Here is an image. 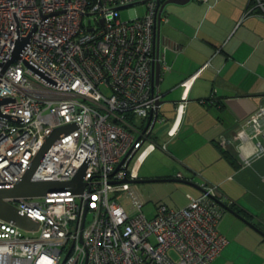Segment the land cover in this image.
<instances>
[{"label": "built area", "instance_id": "1", "mask_svg": "<svg viewBox=\"0 0 264 264\" xmlns=\"http://www.w3.org/2000/svg\"><path fill=\"white\" fill-rule=\"evenodd\" d=\"M162 2L0 0V187L23 177L58 128L31 179L68 181L84 168L79 193L8 199L38 227L0 219V264H212L227 245L217 184L204 182L198 194L186 193V205L158 204L147 216L123 181L137 179L144 159L168 146L153 132L166 121L154 79L157 63L167 67L155 47L156 22L166 18ZM138 3L146 6L142 16ZM125 7L130 14L122 19ZM17 45L19 57L8 63ZM191 78L181 82L168 137L177 131ZM253 119L264 121V104L247 122ZM253 138L252 149L264 152V126L252 136L243 129L230 136L245 161Z\"/></svg>", "mask_w": 264, "mask_h": 264}, {"label": "crops", "instance_id": "2", "mask_svg": "<svg viewBox=\"0 0 264 264\" xmlns=\"http://www.w3.org/2000/svg\"><path fill=\"white\" fill-rule=\"evenodd\" d=\"M259 1L264 3L171 2L178 6L169 4V15L160 23L167 66L159 80L165 130L175 119L181 82L192 78L175 135L161 131L172 159L146 166L148 155L137 179L176 181L184 193L177 207L188 202L186 193L198 194L202 183L219 186L223 200L232 202L228 207L245 220L225 209L219 230L228 243L212 264H264V152L252 149L253 138L244 146L245 161L230 140L237 130L252 136L264 126L262 120L247 122L264 104V6Z\"/></svg>", "mask_w": 264, "mask_h": 264}, {"label": "water", "instance_id": "3", "mask_svg": "<svg viewBox=\"0 0 264 264\" xmlns=\"http://www.w3.org/2000/svg\"><path fill=\"white\" fill-rule=\"evenodd\" d=\"M189 0H163V2L159 6V14L163 10L166 3L174 2L183 4L188 2ZM160 45V22L157 20L155 25V47L156 49ZM22 45H17L16 49L14 50V53L12 55V58L8 61L11 62L13 59H16L19 57V51ZM154 79L156 83H159L160 80V65L157 63L154 67ZM6 101V100H4ZM3 101H0V103ZM162 101H159V104H161ZM156 115V113H155ZM152 118V114H150L148 118V123ZM147 123V125H148ZM154 123V121H153ZM152 123V124H153ZM64 128H58L56 129L44 142V144L41 146L37 154L35 155L32 163L30 164L28 170L23 175V177L16 182L15 184H12L10 186H2L0 187V219L7 220V221H13L17 226L26 229V230H32L36 229L38 227V221L32 219L31 217L27 215L20 214L16 207L8 201V199L11 198H18V197H40L45 195H54V194H66V193H79L82 191L84 187L83 182V167H81L77 173L73 176L72 179L68 181H58V180H32L31 175L39 163L41 157L45 153L46 149L52 142V140L59 135V133ZM130 158H128L127 162ZM123 181H130V182H138V179L129 180L125 178ZM218 203L224 207V209L233 212L237 216L243 219L242 216L237 214L235 211H233L231 208L228 207V205L222 201H218ZM245 220V219H243ZM247 221V220H246ZM264 234V232H262Z\"/></svg>", "mask_w": 264, "mask_h": 264}, {"label": "rangeland", "instance_id": "4", "mask_svg": "<svg viewBox=\"0 0 264 264\" xmlns=\"http://www.w3.org/2000/svg\"><path fill=\"white\" fill-rule=\"evenodd\" d=\"M178 6L174 3H166L163 9V15H169V6ZM174 4V5H173ZM134 8L139 16H142L146 10V6L144 4L138 3L134 5ZM130 14V8H121L120 15L122 19H127ZM164 23L161 24V29H163ZM162 113H164V109H160ZM165 114V113H164ZM164 124L161 122H156L153 128V132L157 133L158 138L161 139L163 136L161 131H164ZM170 151V152H169ZM172 149L169 146L168 149L162 150L160 148H156L149 156L147 157V161L145 165H150L152 162H157L159 164H167V161L172 159ZM171 153V154H170ZM175 185V186H174ZM178 183L176 181H155V180H144L142 182H131V189L136 193L138 198L142 200L144 203L142 210L145 212L147 216H152L155 211V206L158 204H165L171 208L177 207L184 200V193L180 191L176 186ZM194 193L198 192L195 188H192ZM123 203L127 205L128 200L126 198L123 199Z\"/></svg>", "mask_w": 264, "mask_h": 264}, {"label": "trees", "instance_id": "5", "mask_svg": "<svg viewBox=\"0 0 264 264\" xmlns=\"http://www.w3.org/2000/svg\"><path fill=\"white\" fill-rule=\"evenodd\" d=\"M159 115H161V116H163L162 115V113L160 112V109H159ZM164 117V116H163ZM165 118V117H164ZM166 119V118H165ZM164 124V123H163ZM226 156H228L229 158H230V156L227 154V153H225V152H223ZM221 201V200H220ZM222 202H224V203H226L228 206H231L232 205V202H225V201H222ZM220 205V204H219ZM221 206V205H220ZM222 207V206H221ZM223 208V210L225 211V209H224V207H222Z\"/></svg>", "mask_w": 264, "mask_h": 264}]
</instances>
